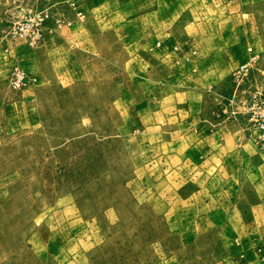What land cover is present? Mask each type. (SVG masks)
Wrapping results in <instances>:
<instances>
[{
	"label": "rangeland",
	"instance_id": "1",
	"mask_svg": "<svg viewBox=\"0 0 264 264\" xmlns=\"http://www.w3.org/2000/svg\"><path fill=\"white\" fill-rule=\"evenodd\" d=\"M110 1L0 0V264H264V178L210 179L189 129L264 150V0Z\"/></svg>",
	"mask_w": 264,
	"mask_h": 264
},
{
	"label": "crops",
	"instance_id": "2",
	"mask_svg": "<svg viewBox=\"0 0 264 264\" xmlns=\"http://www.w3.org/2000/svg\"><path fill=\"white\" fill-rule=\"evenodd\" d=\"M95 3L103 6L109 5L110 0H93ZM116 9L120 10L124 6H136L143 3L155 5L156 0H113ZM185 2L182 1L181 4ZM190 3V2H189ZM137 13V12H136ZM135 13L132 12V16ZM122 16V15H121ZM133 16L131 19H135ZM180 16H176L175 20L179 19ZM220 18L217 17V20ZM230 50H227L228 54H225L224 60H218L217 62L199 66V84L192 91L194 93H201L202 95L207 94L205 88L208 82L213 84L219 83L225 78V76L230 73V60L227 61L228 55H230ZM227 61V62H226ZM203 69V70H201ZM220 84V83H219ZM221 88L216 86L214 88V93L218 95L222 93ZM191 93V92H188ZM198 113L195 114V118L198 117ZM195 128L198 130L200 135H196L193 147L200 149L199 156L195 158V165L202 169V172H209V177L212 180L226 182L230 186V164L236 161L238 166H242V171L244 175L253 176L256 175L257 178H264V150H260L247 138H243L241 131H238L236 127H223L220 131L210 132L206 127L202 125H190L189 129ZM193 128V129H194ZM188 129V130H189ZM222 136V138H221ZM241 137L246 140H240ZM238 153V155H236ZM235 154V155H234ZM208 174V173H207ZM255 176V177H256ZM227 195V207L230 211V189L226 191ZM260 197L264 198V194L261 193ZM262 204V203H260ZM228 255V254H227ZM224 255L225 258L220 259L221 261H226V264H230L231 259L229 256Z\"/></svg>",
	"mask_w": 264,
	"mask_h": 264
},
{
	"label": "built area",
	"instance_id": "3",
	"mask_svg": "<svg viewBox=\"0 0 264 264\" xmlns=\"http://www.w3.org/2000/svg\"><path fill=\"white\" fill-rule=\"evenodd\" d=\"M38 37V36H37ZM26 74L22 72V70H16L13 72L12 75V84L19 88L25 84ZM259 97L258 92L253 94V98ZM246 113L248 115V122L249 125H252V130L257 131V136L255 138V143L264 148V102L263 103H256L252 102L249 103Z\"/></svg>",
	"mask_w": 264,
	"mask_h": 264
}]
</instances>
